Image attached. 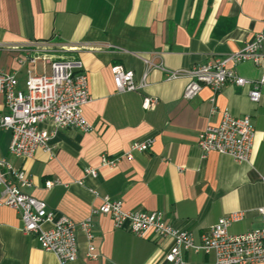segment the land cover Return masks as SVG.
Segmentation results:
<instances>
[{
    "label": "crops",
    "instance_id": "crops-1",
    "mask_svg": "<svg viewBox=\"0 0 264 264\" xmlns=\"http://www.w3.org/2000/svg\"><path fill=\"white\" fill-rule=\"evenodd\" d=\"M260 33L264 0H0V70L15 74L19 90L26 68L17 65L15 48L31 42L65 48V56L82 61L89 77L91 100L83 115L91 131L40 124L51 134L50 151L39 149L32 159L10 155L11 134L0 131V159L31 179L26 194L74 223L92 219V240L79 232L78 257L64 264H173L165 259L174 246L171 238L151 231L136 237L115 228L108 216H91L105 196L120 200L125 211L162 213L166 224L191 232L195 243L232 213L243 217L230 225V235L261 227L264 85L258 103L248 98L250 86L231 84L215 95L203 87L186 100L188 78L166 79L168 72L224 59ZM116 65L131 71L136 84L144 82L143 89L117 93L110 70ZM229 66L250 81L264 76V63ZM145 99L156 103L145 109ZM4 111L0 95V114ZM224 111L252 120L255 135L247 162L215 152L204 156L197 147L198 134L218 123ZM149 139L148 151L122 157L114 169L101 166L102 155H123L133 142ZM86 169L97 170V176L86 175ZM48 180L61 185L48 189ZM89 244L98 259L86 258ZM182 260L215 264L213 253L183 251ZM0 264L62 263L22 232L18 211L0 207Z\"/></svg>",
    "mask_w": 264,
    "mask_h": 264
},
{
    "label": "built area",
    "instance_id": "built-area-1",
    "mask_svg": "<svg viewBox=\"0 0 264 264\" xmlns=\"http://www.w3.org/2000/svg\"><path fill=\"white\" fill-rule=\"evenodd\" d=\"M263 39L264 33H260L241 50L224 59L168 72L166 79L188 78L183 91L186 100L196 97L203 87L209 88L215 95L226 84H231L250 86L248 98L250 102L258 103L261 97L259 87L264 85V76L250 81L237 75L229 65L251 61L255 66H261L264 63L261 52ZM15 49L19 51L17 65L26 68L24 89L17 88L14 73L0 70V95L3 96L5 109L0 114V131L11 134L9 154L32 159L39 149L50 151L51 134L40 129L43 123H49L54 130L70 128L83 133L91 131V125L83 115V108L90 102L91 95L89 77L82 61L65 56V48L53 42H31ZM110 70L117 93L138 92L145 86L144 82L136 84L133 73L120 65L112 66ZM155 103V100L145 99L143 106L147 109ZM254 135V125L249 116L235 117L224 111L218 123L207 125L198 134L197 147L204 156L215 152L243 163L250 158ZM152 144V139L135 141L123 155L112 158L102 155L101 166L114 169L122 157L131 159L133 152L148 151ZM85 174L96 177L97 170L86 169ZM260 180L264 189V173ZM31 185L32 181L24 171L0 159V207L20 213L22 232L33 236L43 251L54 254L62 264L74 262L78 257V233H82L89 242L93 238L91 217L74 223L64 215H57L43 201L25 193L24 190ZM59 185L61 182L58 180L45 182L48 189ZM257 211L261 217L260 228L230 235V225L243 217L241 213H232L209 227L199 243H195L191 232L166 224L162 213L125 211L120 200L108 196L103 197L101 204L90 214L108 216L115 228L127 229L136 237L142 238L151 231L157 237L171 238L174 246L165 259L173 264H184L183 251L213 253L215 264H264V205ZM45 224L49 227L45 228ZM86 258H99L91 244L87 248Z\"/></svg>",
    "mask_w": 264,
    "mask_h": 264
}]
</instances>
